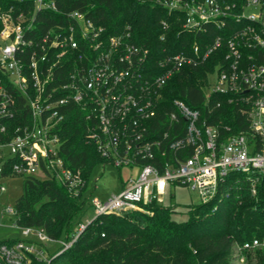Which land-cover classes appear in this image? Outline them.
Here are the masks:
<instances>
[{"label": "built area", "instance_id": "built-area-1", "mask_svg": "<svg viewBox=\"0 0 264 264\" xmlns=\"http://www.w3.org/2000/svg\"><path fill=\"white\" fill-rule=\"evenodd\" d=\"M14 1L17 6L0 11L1 194L3 179L38 177L39 172L66 185L74 197L84 191L81 171L66 166L59 155V130L73 106L85 115L88 139L107 163L131 170L117 194L106 200L89 196L95 216L151 213L149 205L161 202L176 185L209 202L230 171H264V0L164 2L169 11L183 12V30L219 33L188 50L168 54L165 49L155 65L149 62L150 49L133 42L131 26L107 36L86 12L61 11L57 0ZM248 7L259 12L247 13ZM48 11L60 17L42 30L39 15ZM215 55L220 57L209 74L205 107L212 113L211 96H227L247 114V131L234 133L229 126L222 131L202 108L180 98L172 100L171 110L162 106L163 90L175 73ZM162 112L169 121L165 129L156 121ZM0 208L2 218L16 219L15 206L0 200ZM89 221L61 245L70 247ZM13 225L18 226L16 220ZM21 228V239L0 241V264L33 259L50 264L46 244L56 240L44 228ZM30 234L37 240L27 239ZM261 244L258 238L244 242L239 259L244 262L245 252Z\"/></svg>", "mask_w": 264, "mask_h": 264}, {"label": "trees", "instance_id": "trees-1", "mask_svg": "<svg viewBox=\"0 0 264 264\" xmlns=\"http://www.w3.org/2000/svg\"><path fill=\"white\" fill-rule=\"evenodd\" d=\"M169 1L57 0L61 11L86 12L105 27L107 36L131 26L133 42L150 49L149 62L153 65L165 49L168 54L188 50L194 43L204 45L219 33L215 28L208 35L183 30L184 14L181 10L169 11L164 5ZM13 4L17 6L14 0H0V11ZM57 14L40 13L44 22L37 27L47 29L60 17ZM2 27L0 19V31ZM219 57L212 56L197 67L185 66L175 73L163 90L162 106L171 110L172 100L180 98L191 107L202 108L208 122L222 131L227 126L234 133L247 131V114L227 96H211L212 113L205 107L209 74L214 72ZM165 116L162 112L156 119L164 129L169 126ZM87 127L85 115L73 106L59 130V155L66 166L80 170L88 184L93 169L107 164V160L88 139ZM173 187L168 188L171 195ZM86 188L74 197L56 178L24 177L22 194L15 203L17 225L44 228L52 240L71 239L83 223L88 202L91 204ZM149 209L151 213L130 210L93 217L70 247L61 246L50 255V264H231L234 247L255 238L262 244L245 252L248 264H264V171H230L221 179L213 200L188 205L185 211L157 201ZM179 214L185 217L176 218ZM30 264L48 263L33 259Z\"/></svg>", "mask_w": 264, "mask_h": 264}, {"label": "rangeland", "instance_id": "rangeland-1", "mask_svg": "<svg viewBox=\"0 0 264 264\" xmlns=\"http://www.w3.org/2000/svg\"><path fill=\"white\" fill-rule=\"evenodd\" d=\"M246 12H259V8L248 7ZM215 75L216 74H214V76ZM38 174V177L40 179H45L47 177L46 175H43L42 172H39ZM128 174L129 172L125 168L119 169L118 167L110 163L98 164L93 169L89 177L86 191L90 197H97L100 200H106L112 195L117 194L121 191L125 179L129 176ZM22 180L23 178H21L20 176L3 179V184L6 187V191L2 194L0 193V200L3 206H15L17 199L22 194ZM200 202L201 199L199 197V194L183 185L174 186L172 188V195L167 189V194L163 196V199L161 201V203L173 204L180 211L187 210L188 205L197 204ZM87 207L88 211L83 217V222H86L87 220L95 217V211L93 210L89 202L87 204ZM184 217L185 216L183 214H179L176 216V218L178 219H183ZM14 222V215L7 214L4 218H2L0 208V241L17 240L23 237L22 228L19 226H14ZM27 239L37 240V237L35 234H30ZM62 240L65 239L47 242L46 248L48 249L49 253L46 252V255L48 257H50L52 253H54L58 248L62 246ZM239 246L240 244H237L234 247L231 264H248L246 254L244 262L239 259Z\"/></svg>", "mask_w": 264, "mask_h": 264}, {"label": "crops", "instance_id": "crops-1", "mask_svg": "<svg viewBox=\"0 0 264 264\" xmlns=\"http://www.w3.org/2000/svg\"><path fill=\"white\" fill-rule=\"evenodd\" d=\"M126 170H127V171L129 172V174H130V172H131L130 169H126ZM129 174H128V175H129ZM125 180H126V179H125Z\"/></svg>", "mask_w": 264, "mask_h": 264}]
</instances>
